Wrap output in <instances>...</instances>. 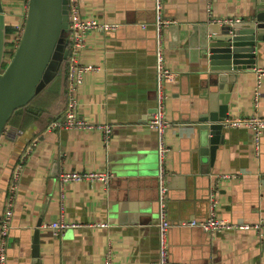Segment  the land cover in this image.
Listing matches in <instances>:
<instances>
[{
	"label": "crops",
	"instance_id": "1",
	"mask_svg": "<svg viewBox=\"0 0 264 264\" xmlns=\"http://www.w3.org/2000/svg\"><path fill=\"white\" fill-rule=\"evenodd\" d=\"M0 1L8 42L14 25L25 21L28 0ZM163 6L164 18L171 20L163 34L164 62L174 73L166 84L165 105L169 264H264V232L210 235L184 224L207 216L211 188L217 190L218 218H264V132L256 154L249 128H222V141L211 158L208 149L205 156L199 154L194 130L187 126L213 86L199 43L221 25L216 18L247 20L255 9L264 8V0H163ZM79 13L118 25L87 34L81 62L100 68L85 72L77 89V114L110 125V138L104 142L99 128H47L66 106L64 75L58 73L31 103L30 122L7 124L0 137V217L12 168L27 146L31 150L13 195L6 264H103L108 252L112 264H152L158 257L157 141L148 127L155 97L153 2L79 0ZM190 37L195 44L191 53ZM255 54L254 67L227 82L228 116H264V74L258 78V69L264 68V40L256 43ZM93 170H107L112 178L107 185L59 180L62 171ZM61 215L67 221L107 226L54 234L45 224Z\"/></svg>",
	"mask_w": 264,
	"mask_h": 264
},
{
	"label": "water",
	"instance_id": "2",
	"mask_svg": "<svg viewBox=\"0 0 264 264\" xmlns=\"http://www.w3.org/2000/svg\"><path fill=\"white\" fill-rule=\"evenodd\" d=\"M67 28L68 0H28L21 39L9 61H5L7 33L0 1V137L12 113L25 106L66 60ZM261 40H264V8L258 7L247 20L222 23L199 43V52L212 72L213 85L207 103L187 125L194 130L199 154L205 156L208 149L212 158L222 141L221 121L228 116L230 94L227 82H233L238 72L254 67L255 46ZM194 45L190 37V53ZM4 62L8 64L3 66ZM208 198L209 194V207Z\"/></svg>",
	"mask_w": 264,
	"mask_h": 264
},
{
	"label": "built area",
	"instance_id": "3",
	"mask_svg": "<svg viewBox=\"0 0 264 264\" xmlns=\"http://www.w3.org/2000/svg\"><path fill=\"white\" fill-rule=\"evenodd\" d=\"M154 12V68H155V97L154 107L151 117L148 121V127L152 129L157 141V158L158 170L157 178V236H158V257L152 264H169L168 260V244L167 233L170 227V222L166 216V201L168 193V173L165 168L166 155L170 151L165 140V132L169 126V121L165 114L166 99V84L174 80L172 73L164 62L163 51V34L164 29L171 23L163 16V0H152ZM239 18L215 19L214 22L231 23L239 22ZM118 27L117 24L99 22L95 18L82 16L79 13V0H68V54H67V88H66V106L63 111V116L52 120L47 128L64 127L67 129H86L99 128L102 131V139L108 142L111 133V126L108 124H95L84 120L77 114V89L82 82V76L85 72L98 70L100 66L83 63L80 59V53L85 46L87 34L94 29L103 31H111ZM145 27V24L142 25ZM24 22L14 25L11 32V37L6 44L5 54L9 53L10 57L17 48L22 36ZM9 58L4 57L5 61ZM264 74V68L258 69V78ZM257 94L254 99L256 100ZM223 128L245 127L252 132V140L255 153L259 151L261 136L264 132V116L251 114L249 116H227L221 121ZM5 131V129H4ZM31 150V146H27L21 153L18 161L12 168L10 174V182L8 187L5 208L0 217V264H6L8 234L11 226V216L13 210V195L16 190L17 181L23 166L24 156ZM112 178V173L109 171L93 170V171H62L59 173V180L63 184L70 181H99L103 184H108ZM217 190L211 188L209 192V212L206 217L200 219H191L184 222L188 226L200 227L204 232L213 235L217 232L234 231V230H249L254 231L259 236L264 232V218L253 222L246 221H227L218 218L215 215L214 206L217 202ZM62 216V215H61ZM107 226V223L92 222L84 224L80 222L67 221L63 216L55 221L45 224V227L50 229L54 234H57L68 228H78L83 226ZM103 264H112L111 254L108 252L105 255ZM189 264V263H183ZM211 264V263H207Z\"/></svg>",
	"mask_w": 264,
	"mask_h": 264
},
{
	"label": "trees",
	"instance_id": "4",
	"mask_svg": "<svg viewBox=\"0 0 264 264\" xmlns=\"http://www.w3.org/2000/svg\"><path fill=\"white\" fill-rule=\"evenodd\" d=\"M67 46H68V44H67ZM58 74L62 75V76L64 75V84H65V88H67V61L66 60H64L61 63L59 71H58ZM38 93L25 106L16 109L12 113V115L10 116L7 124H17V122L19 120L22 121L23 125L28 124L30 122V120L32 119V117H33V113L31 112L30 106H31V103L34 101L35 97L38 95ZM56 118H59V117H55V118L49 120L47 122L46 126L52 120H54Z\"/></svg>",
	"mask_w": 264,
	"mask_h": 264
},
{
	"label": "rangeland",
	"instance_id": "5",
	"mask_svg": "<svg viewBox=\"0 0 264 264\" xmlns=\"http://www.w3.org/2000/svg\"><path fill=\"white\" fill-rule=\"evenodd\" d=\"M68 34V32H66V35ZM10 54L9 53H6L5 54V57L6 58H9L10 56H9ZM8 63L7 62H4V64H3V66H6Z\"/></svg>",
	"mask_w": 264,
	"mask_h": 264
}]
</instances>
